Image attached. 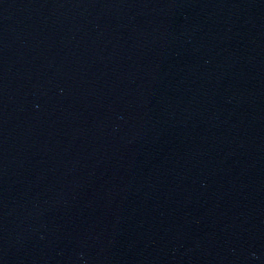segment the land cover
<instances>
[{
    "label": "water",
    "instance_id": "obj_1",
    "mask_svg": "<svg viewBox=\"0 0 264 264\" xmlns=\"http://www.w3.org/2000/svg\"><path fill=\"white\" fill-rule=\"evenodd\" d=\"M264 143V0H0V264H158Z\"/></svg>",
    "mask_w": 264,
    "mask_h": 264
}]
</instances>
